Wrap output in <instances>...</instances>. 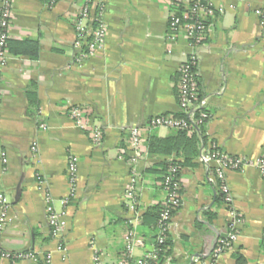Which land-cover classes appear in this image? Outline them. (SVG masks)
<instances>
[{
    "label": "crops",
    "instance_id": "1",
    "mask_svg": "<svg viewBox=\"0 0 264 264\" xmlns=\"http://www.w3.org/2000/svg\"><path fill=\"white\" fill-rule=\"evenodd\" d=\"M175 1L60 0L49 7L40 0H13L0 104V194L9 206L0 251L35 252L39 261L0 257V264H46L47 256L52 264H96L97 255L101 264H119L130 230L144 240L132 256L143 258L158 235L147 215L164 207L161 181L173 160L185 163L179 175L182 206L168 235L169 255L156 264H236V254L246 264H264V176L255 166L227 173L243 223L233 249L213 261L230 219L213 167L200 160L213 148L234 157L264 158V0H212L224 11L207 20L199 49L198 77L211 116L206 142L196 156L189 149L179 156L152 155L150 137L176 133L153 129L150 122L180 113L178 72L191 52L186 37L169 29ZM87 4L104 9L107 32L104 47L79 63L75 23ZM25 40L39 42L37 59L17 54L14 43ZM30 89L37 108L30 103ZM73 106L84 109L100 130L99 145L75 126L69 116ZM134 128L142 129L144 139L135 169L119 159ZM72 155L79 167L62 253L60 241L51 236L49 208L61 211L70 194ZM133 170L134 211L126 198Z\"/></svg>",
    "mask_w": 264,
    "mask_h": 264
},
{
    "label": "built area",
    "instance_id": "2",
    "mask_svg": "<svg viewBox=\"0 0 264 264\" xmlns=\"http://www.w3.org/2000/svg\"><path fill=\"white\" fill-rule=\"evenodd\" d=\"M60 0H54L56 3ZM180 1V0H179ZM232 2L236 0H230ZM187 3L193 2L190 12H185L182 16L172 14L169 20L170 31L176 34H183L188 40L191 52L179 68L178 81V103L180 111L186 112L187 118H180L176 115L158 116L151 120L150 127L167 128L176 131H185L191 128L193 123L203 124L210 119V113H202L200 119L196 120L193 113L196 107L204 109L207 106L206 99L196 102L199 85L196 78V68L199 61V49L203 46L206 38L207 20L216 13H222L223 8H217L212 0H185ZM175 2H173V5ZM230 8H234L231 3ZM13 10V0H1L0 8V104L2 100V82L3 71L9 63L7 55V42L9 40V31L11 25ZM104 9L100 7V13L97 15L92 5H85L75 23L76 39L74 48L79 53L78 62L94 57L105 44L107 26L104 21ZM75 126L84 132L90 133L93 141L100 144L103 140L100 130L95 129L87 112L79 106H73L69 113ZM144 152L143 131L140 128H134L130 131L128 146L123 151L119 159L126 160L129 165L135 169L140 157ZM200 160L213 167L216 183L220 182V190L224 194V202L229 212V233L226 238L218 241L212 254L213 261H216L222 254L231 251L238 239L239 230L242 226V218L234 207V199L226 183V175L231 171H238L244 167L255 166L264 176V158L252 159L246 156H230L220 151L205 152ZM79 160L76 156H70L68 160V178L71 186L70 194L62 200L63 209L57 211L53 207L49 208V223L51 227V236L60 241L58 249L66 253V248L62 242V237L68 227L67 208L75 197L76 183L78 176ZM137 173L133 170L131 183L126 191V198L129 201V208L134 211L138 202ZM180 170L173 166L167 175L164 176L162 185L166 192V201L156 223L158 235L155 240L154 248L141 259L133 258L135 247L143 246L144 240L130 230L127 235L128 247L126 253L119 264H151L159 257L162 251L161 246L166 243L173 223L174 214L182 206ZM0 208L2 214L0 218V229L7 220L8 200L4 194H0ZM2 259L10 260H31L39 261V255L35 252L10 253L0 251ZM96 264H101L100 257L96 256ZM46 264L51 263V256L46 257Z\"/></svg>",
    "mask_w": 264,
    "mask_h": 264
},
{
    "label": "trees",
    "instance_id": "3",
    "mask_svg": "<svg viewBox=\"0 0 264 264\" xmlns=\"http://www.w3.org/2000/svg\"><path fill=\"white\" fill-rule=\"evenodd\" d=\"M45 2L49 7H52L56 3H53L54 0H40ZM206 1V0H202ZM193 2L187 3L185 0H176L175 4L173 5L174 8V13L178 16H182L185 12H190L192 8ZM95 13L98 15L100 13V6H96L95 8ZM170 20V19H169ZM10 41L8 40L7 42V55L10 47ZM15 46H18L17 54L21 56H27L28 58L35 60L39 56V51H40V46L38 41H32V40H25L23 42H16L14 43ZM9 56V55H8ZM196 78L198 80V85H199V90H198V95L196 102H200L201 100L205 99L203 90L201 88V82L198 77V71L196 68ZM31 91L29 92V98H30V103L36 108L38 107V99L36 96V93L33 89H30ZM177 93H178V86H177ZM37 111V110H36ZM208 112L207 107L204 109L196 107L194 109L193 113L195 115V119L198 120L200 119L202 113ZM33 116H35V111L32 113ZM31 115V114H30ZM177 117L180 118H187L189 115L186 112L180 111V113L176 114ZM208 122V121H207ZM206 122V123H207ZM206 123L199 124V123H193L190 129L185 130V131H176L175 135L170 136L165 139H160L157 137H150L148 141V152L149 154H161V155H166V156H171V155H176L179 156L181 155V152L183 151L186 152L188 149L191 150V153H193L194 156L199 154V147L202 143V140L204 143L206 142V137H205V125ZM217 151V149L213 148L209 150V152H214ZM185 163L178 162L177 160L170 161L166 164L165 167V173L164 176L168 174L169 170L171 167L176 166L179 168L180 172L183 168V165ZM164 176L161 181V185L164 179ZM218 185H220V182H218ZM163 187V185H162ZM224 200V194L220 191L219 192ZM156 209H151V211L148 213L147 216L151 217V222L152 223H157L160 213L162 211V208L160 210ZM208 217L212 219L214 216L208 214ZM171 243L169 239H167L166 243L161 246L162 251L159 253V257L157 260H163L165 256L169 255V247ZM236 264H246L245 258L240 255L236 254ZM156 261H152L151 264H156Z\"/></svg>",
    "mask_w": 264,
    "mask_h": 264
}]
</instances>
